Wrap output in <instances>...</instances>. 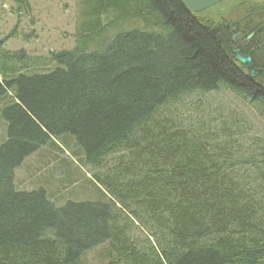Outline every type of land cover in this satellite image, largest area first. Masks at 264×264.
<instances>
[{"label": "trees", "instance_id": "16d2710c", "mask_svg": "<svg viewBox=\"0 0 264 264\" xmlns=\"http://www.w3.org/2000/svg\"><path fill=\"white\" fill-rule=\"evenodd\" d=\"M227 4L237 18L205 16ZM77 7L75 45L46 70L0 39V264H264V131L233 100L264 119V48L251 79L231 31L245 22L264 39V0ZM63 137L99 198L58 204L16 185Z\"/></svg>", "mask_w": 264, "mask_h": 264}, {"label": "rangeland", "instance_id": "374dc122", "mask_svg": "<svg viewBox=\"0 0 264 264\" xmlns=\"http://www.w3.org/2000/svg\"><path fill=\"white\" fill-rule=\"evenodd\" d=\"M22 3L23 7L18 11L16 0H0V39L3 40L2 44L6 50L24 51L30 63L36 62L34 71L41 72L48 68L51 52L71 49L75 45L74 35L79 21L77 0H22ZM227 7L228 4L222 7L223 11L218 8L205 16H215L219 19L220 16H228V13L234 12L233 19L237 18L241 8L235 5L227 10ZM2 63L0 60V64ZM2 76L4 74L0 67V79ZM233 100L239 111L246 113L253 126L263 132L264 119L256 109L247 101L236 100L234 97ZM6 138L0 120V145ZM65 140L73 147V140L63 137L55 139L62 150L51 144L28 156L16 170V185L19 189L26 190L44 186L53 194L58 204L68 198H99L100 188L89 182L91 175L88 169L71 155L70 149L63 144ZM82 176L84 179H80Z\"/></svg>", "mask_w": 264, "mask_h": 264}, {"label": "flooded vegetation", "instance_id": "af4514ba", "mask_svg": "<svg viewBox=\"0 0 264 264\" xmlns=\"http://www.w3.org/2000/svg\"><path fill=\"white\" fill-rule=\"evenodd\" d=\"M247 25L248 24L244 22L243 25H240L238 29L237 27H234V26L231 28V31L234 33L233 37L236 36V39H237V41L233 43L236 45L235 47L239 48V51L241 54L251 56L254 68L261 70L260 72H258L257 74L258 76L259 74L263 72V69L256 66L253 53H259L264 48V39L259 36V33L262 27H257L256 29L254 27L247 26ZM235 59H236V56H235ZM236 62L237 64L244 67L245 72H247L248 74L250 73V69L246 65L239 63L237 60ZM254 78H251V79H254Z\"/></svg>", "mask_w": 264, "mask_h": 264}, {"label": "water", "instance_id": "95a60500", "mask_svg": "<svg viewBox=\"0 0 264 264\" xmlns=\"http://www.w3.org/2000/svg\"><path fill=\"white\" fill-rule=\"evenodd\" d=\"M179 1L189 12L198 13L213 8L214 6L218 5L219 3L225 0H179ZM236 41H237L236 36H234L233 42ZM233 52L236 56V60L239 63L246 65L250 69V73H249L250 78H254L258 74V72L261 71L254 68L251 56L241 54L238 47H235L233 49Z\"/></svg>", "mask_w": 264, "mask_h": 264}]
</instances>
